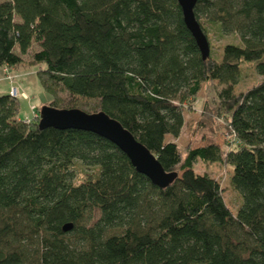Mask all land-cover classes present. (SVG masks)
I'll return each instance as SVG.
<instances>
[{
  "label": "trees",
  "instance_id": "obj_1",
  "mask_svg": "<svg viewBox=\"0 0 264 264\" xmlns=\"http://www.w3.org/2000/svg\"><path fill=\"white\" fill-rule=\"evenodd\" d=\"M194 14L239 42L203 59L177 0H0V67L35 66L46 105L104 111L177 172L160 188L106 138L39 129L0 95V264H264V0ZM244 63L262 79L236 91ZM213 81L190 134L223 129L225 146L182 151L184 111ZM197 160L230 169L237 209ZM78 165L93 171L76 183Z\"/></svg>",
  "mask_w": 264,
  "mask_h": 264
},
{
  "label": "rangeland",
  "instance_id": "obj_2",
  "mask_svg": "<svg viewBox=\"0 0 264 264\" xmlns=\"http://www.w3.org/2000/svg\"><path fill=\"white\" fill-rule=\"evenodd\" d=\"M206 35L210 45V52L212 51L215 56L220 54L221 48L225 43L239 42L237 36L220 35L211 27L208 28ZM29 56L30 52L22 58L25 61ZM261 79L262 77L256 73L251 64L244 63L242 64L240 80L234 89L236 91L247 89ZM215 86L221 87L217 81H213V83H202L196 98L191 101V111H184V127L180 136L176 139L182 151L188 145L192 148L208 143H217L225 146V134L222 127V130L216 135L204 133L208 136L206 139L202 138V134L195 133V136L190 134L195 122L203 115L204 104L208 103L206 105L209 106L214 105V103L211 102V99L214 95ZM12 88H16L18 93V95L15 96L19 104L17 116L22 120H29L33 116L38 117L40 108L43 105H46L51 99L50 95L46 93L40 85L36 75V67L28 66L25 63L19 64L15 67H0V95L10 93ZM218 124L222 126L223 122L218 119ZM77 168L78 173L75 179L76 183L82 181L86 177V174L93 171L92 168H86L82 165H78ZM193 169L197 173H207L209 176L216 178L223 188V196L227 205L232 210H235V208L237 209L242 200L239 193L234 190L229 183L231 171L228 167H225L220 163H204L197 160L193 165Z\"/></svg>",
  "mask_w": 264,
  "mask_h": 264
},
{
  "label": "water",
  "instance_id": "obj_3",
  "mask_svg": "<svg viewBox=\"0 0 264 264\" xmlns=\"http://www.w3.org/2000/svg\"><path fill=\"white\" fill-rule=\"evenodd\" d=\"M182 11L183 21L194 38L203 59L210 55L208 38L202 30L194 7L196 0H177ZM38 128L79 129L93 132L115 144L130 160L134 168L148 177L160 188L170 185L177 177V172L164 170L156 156L117 119L104 111L88 113L79 108H55L43 105L38 114ZM65 224L63 230L71 228Z\"/></svg>",
  "mask_w": 264,
  "mask_h": 264
},
{
  "label": "built area",
  "instance_id": "obj_4",
  "mask_svg": "<svg viewBox=\"0 0 264 264\" xmlns=\"http://www.w3.org/2000/svg\"><path fill=\"white\" fill-rule=\"evenodd\" d=\"M10 94H11L12 96H14V97L17 96L18 93H17L16 88H12L11 91H10Z\"/></svg>",
  "mask_w": 264,
  "mask_h": 264
}]
</instances>
